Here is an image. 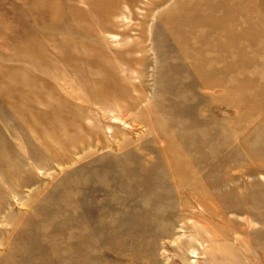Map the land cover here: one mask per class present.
<instances>
[{"label":"rangeland","instance_id":"1","mask_svg":"<svg viewBox=\"0 0 264 264\" xmlns=\"http://www.w3.org/2000/svg\"><path fill=\"white\" fill-rule=\"evenodd\" d=\"M0 264H264V0H0Z\"/></svg>","mask_w":264,"mask_h":264},{"label":"bare ground","instance_id":"2","mask_svg":"<svg viewBox=\"0 0 264 264\" xmlns=\"http://www.w3.org/2000/svg\"><path fill=\"white\" fill-rule=\"evenodd\" d=\"M178 45H179V43H178ZM127 46H128V45H127ZM142 46H143V45H142ZM176 46H177V45H176ZM180 46H181V45H180ZM125 47H126V46H125ZM139 47H141V46H139ZM143 47H144V46H143ZM122 48H123V47H122ZM150 48H151V47H150ZM183 48H184V46H183ZM154 49H156V48H154ZM184 49H185V48H184ZM142 50H143V49H142ZM142 50H141V51H142ZM134 51H135V50H134ZM152 51H154V50H152ZM142 52H143V51H142ZM78 53H80V52H78ZM127 53H128V52H127ZM134 53H135V52H134ZM136 53H138V52H136ZM136 53H135V54H136ZM139 53H140V52H139ZM76 54H77V53H76ZM131 54H132V53H131ZM150 54H151V53H150ZM156 54H157V53H156ZM77 55H79V54H77ZM132 55H133V54H132ZM153 55H154V53H153ZM107 56H108V55H107ZM135 56H136V55H135ZM135 56H134V57H135ZM156 56H157V55H156ZM132 57H133V56H132ZM183 57H184V56H183ZM120 59H121V58H120ZM140 59H141V58H140ZM114 60H115V57H114ZM155 60H156V59H155ZM157 60H158V59H157ZM157 60H156V62H158ZM107 61H108V59H107ZM75 62H76V61H75ZM109 63H111V61H110ZM112 63H113V62H112ZM139 63H141V62H139ZM86 64H87V63H86ZM113 64H115V63H113ZM113 64H112V65H113ZM117 64L119 65V63H117ZM123 64L125 65V63H123ZM136 64H137V63H136ZM107 65H108V64H107ZM137 65H139V64H137ZM154 65H155V64H154ZM82 66H83V65H82ZM86 66H87V65H86ZM109 66H110V65H109ZM109 66H108V67H109ZM135 66H136V65H135ZM139 66H140V65H139ZM88 67H89V66H88ZM119 67H120V65H119ZM121 67H122V66H121ZM124 67L127 68V63H126V66H124ZM153 67H154V66H153ZM155 67H156V65H155ZM109 68H110V67H109ZM134 68H136V67H134ZM137 68H138V67H137ZM113 69H114V68H113ZM115 69H116V68H115ZM121 69H122V68H121ZM139 69H140V68H139ZM153 69H154V68H153ZM89 70H90V69H89ZM132 70H133V69H132ZM80 71H81V70H80ZM134 71H135V70H134ZM134 71H132V72H134ZM156 71H157V69H156ZM91 72H92V70H91ZM136 72H137V71H136ZM139 72H140V71H139ZM139 72H138V74H139ZM89 73H90V72H89ZM72 74H76V73L73 72ZM77 75H78V74H77ZM79 75H80V74H79ZM84 75H85V74H84ZM149 75H150V73H148L147 76H149ZM152 75H153V74H152ZM72 76H73V75H72ZM74 77H75V75H74ZM153 77H154V76H153ZM69 78H70V77H69ZM127 78H128V77H127ZM139 78H140V77L138 76L137 79H139ZM75 79H76V78H75ZM81 79H82V78H81ZM128 79L130 80V78H128ZM151 79H152V78H151ZM66 80H67V79H66ZM78 80H79V79H78ZM78 80H77V81H78ZM134 80H135V79H134ZM64 81H65V80H64ZM101 81H102V80H101ZM67 82L69 83V80H67ZM67 82H65V83H67ZM152 82H153V81H152ZM132 83H133V82H132ZM80 84H82V83H80ZM87 84H88V83H87ZM83 85H84V84H83ZM97 85H98V84H97ZM97 85H96V86H97ZM86 86H87V85H86ZM94 86H95V85H94ZM133 86H134V84H133ZM100 87H101V85H100ZM121 88H122V87H121ZM125 88H126V87H125ZM118 90H119V89H118ZM126 90H127V89H126ZM70 91H71V88H70ZM73 91H74V90H73ZM128 91H129V90H128ZM143 91H144V90H143ZM130 92H131V91H130ZM135 92H136V91H135ZM69 93H70V92H69ZM143 93H145V92H143ZM73 94H74V93H73ZM113 94H114V93H113ZM124 94H125V93H124ZM140 94H142V93H140ZM147 94H149V93H147ZM75 95H76V94H75ZM126 95H127V94H126ZM135 95H136V94H135ZM135 95H134V96H135ZM142 95H143V94H142ZM145 95H146V94H145ZM145 95H143V96L146 98ZM112 96H113V95H112ZM112 96H111V97H112ZM143 96H141V97L143 98ZM131 97H132V96H131ZM131 97H130V98H131ZM138 97H139V96H138ZM148 98H149V97H148ZM146 99H147V98H146ZM66 100H67V99H66ZM68 100H69V99H68ZM68 100H67V101H68ZM120 100H121V99H120ZM137 100H138V99H137ZM147 100H148V99H147ZM150 100H151V99H150ZM69 101H70V100H69ZM111 101H113V100H111ZM118 101H119V99H118ZM128 101H129V99H128ZM138 101H139V100H138ZM71 102H72V101H71ZM124 102H125V101H124ZM136 102H137V101H136ZM140 102H141V101H140ZM143 102H144V101H143ZM148 102H149V101H148ZM106 103H107V102H106ZM111 103H112V102H111ZM113 103H114V101H113ZM134 103H135V102H134ZM145 103H146V102H145ZM149 103H150V102H149ZM137 104H138V103H137ZM140 104H141V103H140ZM70 105H71V104H70ZM116 105H117V104H116ZM147 105H148V104H146V106H147ZM71 106H72V105H71ZM97 106L99 107L100 105H97ZM105 106H106V105H105ZM134 106H135V105H134ZM143 106H144V105H143ZM76 107H77V106H76ZM109 107H110V106H109ZM119 107H121V106H119ZM127 107H129V106H127ZM130 107H131V106H130ZM132 107H133V106H132ZM135 107H137V106H135ZM141 107H142V106H141ZM58 108H59V107H58ZM82 108H83V107H82ZM88 108H90V107H88ZM94 108H95V107H94ZM137 108H138V107H137ZM148 108H149V107H147V109H148ZM73 109H74V108H73ZM76 109H77V108H76ZM109 109H110V108H109ZM109 109H107V110H109ZM133 109H134V108H133ZM139 109H140V108H138V110H139ZM68 110H69V109H68ZM80 110H82V109H80ZM88 110H89V109H88ZM90 110H91V109H90ZM120 110H121V109H120ZM135 110H136V108H135ZM148 110H149V109H148ZM58 111H59V110H58ZM60 111H61V110H60ZM82 111H83V110H82ZM91 111H92V110H91ZM91 111H88V112H91ZM122 111H123V109H122ZM129 111H130V110H129ZM132 111H133V110H132ZM139 112H141V111H139ZM149 112H150V111H149ZM94 113H95V111H94ZM105 113H106V112H105ZM105 113H104V115H105ZM65 114H66V113H65ZM74 114H76V113H74ZM86 114H87V112H86ZM86 114H85V115H86ZM90 114H91V113H90ZM90 114H89V115H90ZM131 114H132V113H131ZM131 114H130V115H131ZM141 114H142V113H141ZM145 114H146V113H145ZM149 114H150V113H149ZM62 115H63V114H62ZM72 115H73V114H72ZM106 115H107V114H106ZM130 115H129V118H131ZM139 115H140V114H139ZM143 115H144V114H143ZM150 115H151L150 117L152 118V117H153V114H150ZM53 116H54V115H53ZM53 116H52V117H53ZM66 116H67V115H66ZM90 116H93V115H90ZM109 116H110V114H109ZM109 116H108V117H109ZM131 116H132V115H131ZM144 116H145V115H144ZM156 116H157V115H156ZM67 117H68V116H67ZM158 117H159V116H158ZM45 118H46V117H45ZM64 118H65V117H64ZM116 118H117V117H116ZM148 118H149V117H148ZM148 118H147V119H148ZM58 119H59V118H58ZM69 119H71V118H69ZM77 119H78V118H77ZM168 119H169V118H168ZM168 119H167V120H168ZM45 120H47V119H45ZM66 120H67V119H66ZM72 120H73V119H72ZM83 120H84V119H83ZM89 120H90V119H89ZM125 120H126V119H125ZM129 120H131V119H129ZM148 120H149V119H148ZM41 121H42V120H40V122H41ZM53 121H54V120H53ZM74 121H75V120H74ZM110 121H111V120H110ZM132 121H133V120H132ZM150 121H151V120H150ZM162 121H164V120H162ZM38 122H39V121H38ZM79 122H80V121H79ZM82 122H83V121H82ZM86 122H87V121H86ZM86 122H85V123H86ZM125 122H126V121H125ZM129 122H131V121H129ZM168 122H169V121H168ZM168 122H167V123H168ZM33 123H34V122H33ZM115 123H116V122H115ZM123 123H124V122H123ZM123 123H121V124H123ZM136 123H138V122H136ZM152 123H153V121H152ZM110 124H111V123H109L108 125H110ZM130 124H131V123H130ZM159 124H160V122H159ZM27 125H29V124H27ZM79 125H80V124H79ZM111 125H112V124H111ZM150 125H151V123H150ZM39 126H41V125H39ZM81 126H82V125H81ZM100 126H101V125H100ZM128 126H129V124H128ZM142 126H143V125H142ZM32 127H33V126H32ZM114 127H115V126H114ZM116 127H117V125H116ZM116 127H115V128H116ZM118 127H119V126H118ZM151 127H152V126H151ZM159 127H160V125H159ZM159 127H158V128H159ZM65 128H66V127H65ZM70 128H71V127H70ZM90 128H91V127H90ZM120 128H121V127H120ZM143 128H144V127H143ZM158 128H157V129H158ZM161 128H162V125H161ZM163 128H165V125L163 126ZM31 129H34V128H31ZM42 129H44V128H42ZM54 129H55V128H54ZM71 129H72V128H71ZM98 129H99V128H98ZM111 129H112V126H111ZM113 129H114V128H113ZM127 129L129 130L128 127H127ZM34 130H35V129H34ZM58 130H59V129H58ZM114 130H115V129H114ZM117 130H118V129H117ZM152 130H153V129H152ZM160 130H161V129H160ZM160 130H159V131H160ZM162 130H163V129H162ZM162 130H161V131H162ZM43 131H46V130H43ZM62 131H63V130H62ZM99 131H101V130H99ZM111 131H113V130H111ZM126 131H127V130H126ZM153 131H154V130H153ZM120 132H121V129H120ZM122 132H123V129H122ZM156 132H157V131H156ZM43 133H44V132H43ZM46 133H47V132H46ZM95 133H96V132H95ZM111 133H112V132H111ZM162 133H163V132H162ZM36 134H37V133H36ZM85 134H86V133H85ZM105 134H106V133H105ZM129 134H130V133H129ZM163 134H165V133H163ZM126 135H127V132H126ZM147 135H148V134H146L145 136H147ZM170 135H172V134H170ZM170 135H169V137H170ZM39 136H40V135H39ZM42 136H43V134H42ZM46 136H47V135H46ZM81 136L83 137V135H81ZM152 136H153V135H152ZM44 137H45V136H44ZM82 137H81V138H82ZM85 137H86V136H85ZM114 137H115V136H114ZM138 137H139V136H138ZM138 137H137V138H138ZM169 137H168V138H169ZM179 137H180V136H179ZM41 138H42V137H41ZM65 138H66V137H65ZM68 138H69V137H68ZM111 138H112V137H111ZM115 138H116V137H115ZM137 138H136V139H137ZM152 138H153V137H152ZM152 138H151V139H152ZM165 138L167 139V137H165V135H164V139H165ZM62 139H63V138H62ZM76 139H77V138H76ZM78 139H80V138H78ZM86 139H87V138H86ZM117 139H118V138H117ZM121 139H122V138H121ZM129 139H130V138H129ZM149 139H150V138H149ZM151 139H150V140H151ZM156 139H157V136H156ZM178 139H179V138H178ZM71 140H72V139H71ZM88 140H89V139H88ZM113 140H114V139H113ZM147 140H148V139H147ZM153 140H155V139H153ZM167 140H168V139H167ZM65 141H66V140H65ZM116 141H117V140H116ZM119 141H120V140H119ZM119 141H117V142H119ZM123 141H124V140H123ZM125 141H126V140H125ZM131 141H132V139H131ZM131 141H129V142L131 143ZM159 141H160V140H159ZM182 141H183V140H182ZM182 141H181V142H182ZM58 142H59V141H58ZM66 142H67V141H66ZM69 142L71 143V141H69ZM73 142H74V141H73ZM80 142H81V141H78L77 143H80ZM97 142H98V141H97ZM107 142H108V141H107ZM129 142H128V143H129ZM157 142H158V141H157ZM160 142H161V141H160ZM164 142H165V141H164ZM67 143H68V142H67ZM70 143H69V144H70ZM75 143H76V141H75ZM88 143H89V142H88ZM91 143H92V142H91ZM111 143H112V141H111ZM120 143H121V142H120ZM126 143H127V142H126ZM132 143H133V142H132ZM138 143H139V141H138ZM151 143H153V141H152ZM161 143H162V142H161ZM96 144H97V143H96ZM109 144H110V143H109ZM133 144H134V143H133ZM146 144H147V143H146ZM171 144H172V142H171ZM73 145H74V144H73ZM111 145H113V144H111ZM125 145H126V144H124V146H125ZM161 145H163V143H162ZM80 146H81V145H80ZM83 146H84V145H83ZM113 146H114V145H113ZM116 146H117V145H116ZM122 146H123V145H122ZM122 146H120V147L123 148L124 146H123V147H122ZM126 146H127V145H126ZM133 146H135V145H132L131 147H133ZM136 146H137V145H136ZM156 146H157V145H156ZM171 146H172V145H171ZM109 147H110V146H109ZM120 147H119V148H120ZM137 147H139V146H137ZM175 147H176V149H180V148H178L177 145H176ZM82 148H83V147H82ZM84 148H85V147H84ZM89 148H90V147H89ZM105 148H107V147H105ZM119 148H118V149H119ZM85 149H86V148H85ZM92 149H94V148H92ZM126 149H127V148H126ZM166 149H167V148H166ZM172 149H173V148H172ZM87 150H88V148H87ZM96 150H97V149H96ZM110 150H111V149H110ZM112 150H113V149H112ZM119 150H120V149H119ZM119 150H118V151H119ZM123 150H124V149H123ZM137 150H138V149H137ZM88 151H91V150H88ZM121 151H122V150H121ZM142 152H143V151H142ZM162 152H163V151H162ZM180 152H181V151H180ZM83 153H84V152H83ZM78 154H80V153H78ZM78 154H77V155H78ZM89 154H90V153H89ZM93 154H94V153H93ZM87 155H88V154H87ZM166 155H167V154H166ZM84 156H85V155H84ZM84 156H83V157H84ZM87 157H88V156H87ZM178 160H179V157H178ZM175 161H177V160H175ZM168 164H170V163H168ZM170 169H171V167H170ZM159 172H160V171H159ZM167 172H168V171H167ZM173 178H174V176H173ZM173 180H174V179H173ZM161 181H162V180H161ZM104 185H105V184H104ZM182 191H183V190H182ZM206 193H207V192H206ZM206 209H207V208H206ZM205 230H206V229H205ZM206 231H209V229H207ZM206 236H207V238H208V235H206ZM206 236H205V237H206ZM209 240H210V239H209ZM217 242H218V241H217ZM188 248H189V247H188ZM195 250H196V249H194V251H195ZM195 252H196V251H195Z\"/></svg>","mask_w":264,"mask_h":264}]
</instances>
